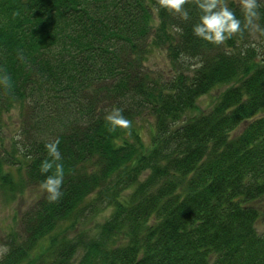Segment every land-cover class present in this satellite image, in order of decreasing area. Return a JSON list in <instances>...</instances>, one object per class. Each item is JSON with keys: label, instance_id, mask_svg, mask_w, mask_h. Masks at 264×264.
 Segmentation results:
<instances>
[{"label": "trees", "instance_id": "obj_1", "mask_svg": "<svg viewBox=\"0 0 264 264\" xmlns=\"http://www.w3.org/2000/svg\"><path fill=\"white\" fill-rule=\"evenodd\" d=\"M227 2L243 20L240 3ZM157 8L0 0V198L39 193L0 264H264V54L251 41L264 33L214 45L193 35L194 0L188 20ZM154 49L170 77L147 69ZM222 87L210 110L184 119ZM113 107L129 128L109 130ZM14 109L19 130L6 139ZM56 140L64 182L50 202L40 166Z\"/></svg>", "mask_w": 264, "mask_h": 264}, {"label": "clouds", "instance_id": "obj_2", "mask_svg": "<svg viewBox=\"0 0 264 264\" xmlns=\"http://www.w3.org/2000/svg\"><path fill=\"white\" fill-rule=\"evenodd\" d=\"M199 16L197 22L192 26L193 35L214 45H222L233 36L245 30H255L264 33V28L257 23L260 18L259 9L264 6V0H240V8L243 20L238 18L229 7L227 0H194ZM189 0H156L160 10L178 14L183 20L190 19V13L185 8ZM4 77V82H7ZM110 125V131L117 128L127 129L130 121L124 116L123 110L113 107L104 117ZM45 149L51 160L41 163L40 172L45 179L40 184V190L47 193L50 202L59 200L62 196L61 188L64 182L63 166L57 162L61 160L59 152V140L45 144ZM55 172L53 173V168Z\"/></svg>", "mask_w": 264, "mask_h": 264}, {"label": "rangeland", "instance_id": "obj_3", "mask_svg": "<svg viewBox=\"0 0 264 264\" xmlns=\"http://www.w3.org/2000/svg\"><path fill=\"white\" fill-rule=\"evenodd\" d=\"M240 3V0H236ZM253 46L258 49L259 53L264 54V40L253 36L251 39ZM147 69L155 76H162L164 78L170 77L172 74L173 66L167 59L166 54L162 50L154 49L148 56V60L145 63ZM224 91V87L212 90L207 95L201 96L196 102V109L188 112L187 117L184 119L189 120L193 117H197L202 113L210 110L215 104L218 96ZM7 120V127L4 129L6 139H13L17 136L19 130L18 112L16 109L12 110L5 116ZM148 120V119H146ZM149 123H141L142 133L144 140L149 138L150 120ZM128 193V192H127ZM125 193L124 195H126ZM38 191L35 187L25 189L23 193L17 194L12 201H7L4 198H0V258L7 251L8 239L13 232H16L20 228V217L34 203L38 197ZM109 209L100 213L92 222L87 226L89 229L94 230V225L104 221L110 214ZM256 229L259 233L264 232V223L259 221L256 224Z\"/></svg>", "mask_w": 264, "mask_h": 264}]
</instances>
